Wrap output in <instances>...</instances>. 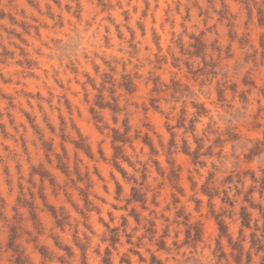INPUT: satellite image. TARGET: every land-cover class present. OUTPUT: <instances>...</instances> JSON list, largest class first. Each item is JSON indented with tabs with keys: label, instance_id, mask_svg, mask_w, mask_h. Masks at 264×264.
<instances>
[{
	"label": "rangeland",
	"instance_id": "1",
	"mask_svg": "<svg viewBox=\"0 0 264 264\" xmlns=\"http://www.w3.org/2000/svg\"><path fill=\"white\" fill-rule=\"evenodd\" d=\"M0 264H264V0H0Z\"/></svg>",
	"mask_w": 264,
	"mask_h": 264
}]
</instances>
